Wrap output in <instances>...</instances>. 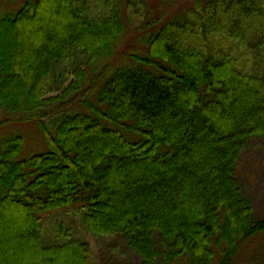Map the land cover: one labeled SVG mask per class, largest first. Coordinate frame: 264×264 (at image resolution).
Listing matches in <instances>:
<instances>
[{
	"label": "trees",
	"instance_id": "16d2710c",
	"mask_svg": "<svg viewBox=\"0 0 264 264\" xmlns=\"http://www.w3.org/2000/svg\"><path fill=\"white\" fill-rule=\"evenodd\" d=\"M21 5L0 16V126L38 122L48 151L0 137V264H93L67 228L43 241V214L78 205L142 264H235L264 233L238 176L264 138V0H194L116 67L120 0Z\"/></svg>",
	"mask_w": 264,
	"mask_h": 264
},
{
	"label": "rangeland",
	"instance_id": "374dc122",
	"mask_svg": "<svg viewBox=\"0 0 264 264\" xmlns=\"http://www.w3.org/2000/svg\"><path fill=\"white\" fill-rule=\"evenodd\" d=\"M23 1L26 0H0V16L16 13L22 7ZM193 4L194 0H120L121 16L129 33L111 65L116 67L127 63L131 54H145V41L152 28H161L165 22ZM158 18H162V21L150 27L149 23L155 22ZM6 37L5 33L2 40L6 41ZM64 79L67 82L71 81L65 76ZM16 132L25 138V147L20 157H26L33 152L48 151L38 122H11L0 126V137ZM238 176L245 195L253 202L258 218L264 219V138L253 140L245 149L239 160ZM80 212L81 206L78 205L43 214V241L46 243L62 241L58 230L61 226L63 229L67 228L70 234L89 243L93 264H142L141 259L127 247L121 237H98L88 231L82 222ZM235 264H264V233L245 244Z\"/></svg>",
	"mask_w": 264,
	"mask_h": 264
}]
</instances>
